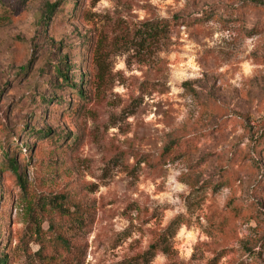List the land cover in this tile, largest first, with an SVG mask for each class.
<instances>
[{
	"label": "rangeland",
	"instance_id": "rangeland-1",
	"mask_svg": "<svg viewBox=\"0 0 264 264\" xmlns=\"http://www.w3.org/2000/svg\"><path fill=\"white\" fill-rule=\"evenodd\" d=\"M155 242L264 264V0H0L3 264Z\"/></svg>",
	"mask_w": 264,
	"mask_h": 264
},
{
	"label": "trees",
	"instance_id": "trees-1",
	"mask_svg": "<svg viewBox=\"0 0 264 264\" xmlns=\"http://www.w3.org/2000/svg\"><path fill=\"white\" fill-rule=\"evenodd\" d=\"M54 6H55L54 3L48 4L46 6V8H45V10H46L45 14L46 15H44L43 18L46 19L47 15H50L52 13ZM54 69H55L56 73L63 78V80H66V81L68 80V75L66 74L67 72L63 71L59 64L56 65L54 67ZM48 131L49 130H47V132ZM42 132H44V131H42ZM6 157H7L8 164L10 165L12 171L15 173L16 178L18 179V182H20V185H24L22 182L23 179H22L21 173L19 172L18 164L16 162L15 157L14 156H8V155H6ZM157 245L158 244H156V242L151 244L150 247L143 254L139 255L136 259H134V264H137V259H139V261H141V263H146L147 261H149L148 260L149 257H151L153 255V251H151V250L155 249L157 247ZM3 263H5V257L0 255V264H3Z\"/></svg>",
	"mask_w": 264,
	"mask_h": 264
}]
</instances>
